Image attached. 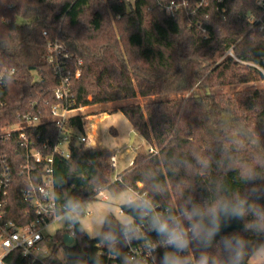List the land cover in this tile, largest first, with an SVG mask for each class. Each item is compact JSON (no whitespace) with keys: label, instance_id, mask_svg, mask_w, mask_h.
<instances>
[{"label":"trees","instance_id":"obj_1","mask_svg":"<svg viewBox=\"0 0 264 264\" xmlns=\"http://www.w3.org/2000/svg\"><path fill=\"white\" fill-rule=\"evenodd\" d=\"M259 1L264 0H223V17L217 0H187L173 14L158 0H135L130 8L124 0H0L1 60L15 68L5 88L4 122L34 104L48 112L56 101L59 77L48 60V43L57 40L69 53L77 107L146 98L120 107L148 145L136 152L121 182L111 181L107 160L113 149L101 144L77 150L73 139L70 155L56 156L55 182L64 203L132 186L180 208L239 198L246 208L264 210V86L222 90L264 80ZM230 48L237 58L226 54ZM82 117H69L67 126L84 131ZM37 128L53 138L58 134L51 121ZM20 182L14 183L12 206L25 204ZM255 219L251 211L242 218L222 212L211 243L193 240L180 256L187 264H198L202 255L207 264H225V239L240 237L248 245L242 261L247 264L264 245V231L251 227ZM108 220L119 231V220L112 214ZM73 228L76 242L65 248L68 264H93L98 239L82 230L81 221ZM63 235L58 230L55 237ZM51 260L59 264L57 257ZM8 262L25 264L18 251Z\"/></svg>","mask_w":264,"mask_h":264},{"label":"built area","instance_id":"obj_2","mask_svg":"<svg viewBox=\"0 0 264 264\" xmlns=\"http://www.w3.org/2000/svg\"><path fill=\"white\" fill-rule=\"evenodd\" d=\"M124 1L128 8L135 2V0ZM217 1L221 15L225 17V9L220 5L223 0ZM204 2L206 0H201L200 4ZM158 3L166 12L173 14L178 7L186 5L187 0H158ZM259 4L264 8V1H259ZM261 18L260 28L264 29V20ZM196 25L204 34H208V29L201 23ZM48 45V60L53 66L54 73L59 77L53 91L56 101L48 112L37 104L18 110L13 120L9 122H4L6 117L3 109L7 105L5 88L8 77L15 72V68L3 65L0 55V264H9L8 257L17 251L25 264H53L51 259L54 257H57L59 264H68L69 254L65 249L67 245L64 242L65 234L73 237V242L69 246L76 242L73 223L67 219L69 214L65 211L66 203L59 198L55 182V158L57 155L66 157L70 155L73 139L75 148L79 149L93 145L95 140L87 129L88 123L83 117L84 131L67 126L69 117L76 114L83 116L80 112L83 106L77 107L70 94L71 70L67 63L69 53L66 52L65 46L57 40L50 41ZM226 54L237 58L231 48ZM75 74L80 75V69H77ZM44 104H48V100ZM47 121H51L58 129L55 138L51 133L43 134L37 128ZM118 151L113 149L109 158L112 182L122 181L123 171L114 173L119 160ZM149 151L153 152L155 149L150 147ZM133 161V159L130 161L129 167ZM16 179L21 180L18 190L25 202L20 206H12ZM137 184L142 186V182ZM105 189H102L98 196L103 195V198H107L103 193ZM127 189L146 194L160 214L177 216L180 214L181 208L177 205L162 204L158 199L149 196L145 190L132 186H128ZM80 202L83 206L85 200ZM62 218H65V226L56 229L54 234L48 232V228ZM136 224L142 233V239H134L129 244H124L121 240L118 246L119 256H114L98 242L93 264H121L123 258H128L137 264H162L164 253L175 251L172 247H165L160 243L161 238L155 231L149 229L147 219L136 218ZM184 224L187 225L188 221L185 220ZM58 230H64L62 239L55 237Z\"/></svg>","mask_w":264,"mask_h":264},{"label":"clouds","instance_id":"obj_3","mask_svg":"<svg viewBox=\"0 0 264 264\" xmlns=\"http://www.w3.org/2000/svg\"><path fill=\"white\" fill-rule=\"evenodd\" d=\"M246 203V200L239 198L234 202L218 199L204 206L198 204H193L191 208L184 206L180 209L179 216L163 215L156 211L146 194L128 189L125 191L119 207L122 212L127 208L130 213H135V216L123 215L118 221L119 231H116L113 230L108 220L111 209L108 213L98 211L92 221L96 229L92 234L93 238L98 239L110 253L119 256L118 246L121 240L124 244H129L134 239L143 238L136 224V217L141 220L147 219L149 229L155 231L161 238L160 243L175 250L164 253L163 264H187L186 259L179 254L188 249L192 240L203 242L206 245L210 244L213 236L219 230V216L222 212L242 218L251 211L256 218L251 227L258 231H264V210L252 206L246 208ZM81 210L82 204L79 200L67 201L65 206V211L69 214L67 219L73 224L80 221ZM185 220L188 221L187 225L184 224ZM86 224V221L82 222V230H86ZM88 231L92 232V230ZM224 246L229 254V259L225 264H242L248 247L247 242L240 237H232L225 239ZM253 254L264 261V245L256 248ZM124 264H128L127 258L124 259ZM198 264H207V257L202 255Z\"/></svg>","mask_w":264,"mask_h":264},{"label":"rangeland","instance_id":"obj_4","mask_svg":"<svg viewBox=\"0 0 264 264\" xmlns=\"http://www.w3.org/2000/svg\"><path fill=\"white\" fill-rule=\"evenodd\" d=\"M262 86H264V80H257L239 84L237 86H225L222 90L228 93H232L234 90L240 88H254ZM196 91L199 92L198 90ZM145 101L146 98L139 96L136 98H128L120 101L103 102L97 105H87L83 106L85 107L84 109H80V112L84 113L83 120L87 123L90 122V120L85 116L93 113L99 115L96 118H93V121L96 122L95 126L92 127L91 123L87 125V129H89L90 133L94 137V144L98 143L107 148L119 150L118 165L114 169L115 174L120 173L129 167L130 161L134 158L137 151H147L148 149L146 140L137 132L133 145L129 144L131 122L120 109V107L124 104L143 103ZM105 112H107L108 114H106L101 120L100 116ZM107 165L109 168V176L111 177L112 170L109 166V159L107 160ZM126 190L128 189H123L119 192H113L110 189H105L103 193L107 196V198H103V195H100L97 199L88 200L83 203L80 221L81 223L84 221L87 222L86 231L89 235L93 237L92 233L96 230L92 221L96 217L98 211L108 213L109 209H111V214L114 215L118 220L123 215H129L125 212H122L119 207ZM64 226L65 218H62L54 222L48 228V232L54 234L56 229ZM88 230H92V232ZM247 264H264V261L253 254Z\"/></svg>","mask_w":264,"mask_h":264},{"label":"water","instance_id":"obj_5","mask_svg":"<svg viewBox=\"0 0 264 264\" xmlns=\"http://www.w3.org/2000/svg\"><path fill=\"white\" fill-rule=\"evenodd\" d=\"M135 135H136V131L134 129H132L131 132H130V142H129L130 145H133L134 139H135ZM76 149L78 150L79 148H76ZM64 242L67 245L71 244L73 242V237L71 235H69V234H65Z\"/></svg>","mask_w":264,"mask_h":264},{"label":"crops","instance_id":"obj_6","mask_svg":"<svg viewBox=\"0 0 264 264\" xmlns=\"http://www.w3.org/2000/svg\"><path fill=\"white\" fill-rule=\"evenodd\" d=\"M101 103H103V102H101ZM97 104H100V103H97ZM82 108L84 109L85 107H82ZM82 114H84V113H82ZM106 114H108V113L107 112L102 113V115L100 116L101 117L100 119L102 120ZM97 116H99V115L95 114V113L85 116L86 118H88L90 120V122H88V124L91 123L92 127L96 125V122L93 121V118H96ZM132 129H133V127H132V124L130 123V132H131Z\"/></svg>","mask_w":264,"mask_h":264}]
</instances>
